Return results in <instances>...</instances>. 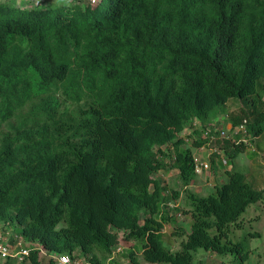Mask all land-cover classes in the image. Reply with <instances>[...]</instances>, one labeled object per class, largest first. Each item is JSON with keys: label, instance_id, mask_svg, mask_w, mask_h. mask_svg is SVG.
<instances>
[{"label": "trees", "instance_id": "trees-1", "mask_svg": "<svg viewBox=\"0 0 264 264\" xmlns=\"http://www.w3.org/2000/svg\"><path fill=\"white\" fill-rule=\"evenodd\" d=\"M233 98L225 124L262 135L264 0H0V224L30 243L32 264H107L120 231L149 264H207L201 250L245 264L251 248L232 228L264 188L235 166L189 188L206 139L183 146L194 119L200 136ZM245 145L226 141L229 158ZM169 146L192 217L176 250L164 228L177 207L155 177Z\"/></svg>", "mask_w": 264, "mask_h": 264}, {"label": "rangeland", "instance_id": "rangeland-1", "mask_svg": "<svg viewBox=\"0 0 264 264\" xmlns=\"http://www.w3.org/2000/svg\"><path fill=\"white\" fill-rule=\"evenodd\" d=\"M76 0H48L52 4H72ZM82 2H87L88 0H81ZM13 3H17L16 1ZM20 7L24 8H32L27 3H20ZM235 98L228 101L225 105L224 109L220 112L217 117L219 126H223L227 121L229 116V112L237 108V102L234 100ZM183 134L186 135L188 140L186 139L183 146L188 147L192 146V141L197 133H191V127H187L186 130L183 131ZM245 149L237 154L234 159L229 158L230 165L232 162L237 163L236 168L244 171L247 175L248 180L258 188V185L253 180V175L260 174V178L264 184V133L261 137L250 138L249 141L245 145ZM194 153L196 155L199 154V150H197L194 146ZM255 148V149H254ZM167 149V167L166 169L160 170L155 174V177L161 178L165 183L171 188L169 191L170 196L172 197L171 201H175L176 205H178V209L174 210V214H171V219L166 223L164 228L165 234V244L169 246L172 250H176L179 248L181 241L184 237L179 234L173 233L178 228H183L187 231L191 228L192 217L189 213H186L184 210L187 209V205L185 203V195H186V186L182 182L179 177V169L176 168L174 164L175 156L173 146H169L165 148ZM230 168V167H229ZM223 177H218L220 180L226 179V175L224 170H221ZM221 174V175H222ZM225 175V176H224ZM208 175L203 176L202 180H200L199 184L203 186V183L206 182V178ZM210 178V177H209ZM214 179V177H212ZM217 180V178L215 179ZM207 187V185H206ZM203 186L202 188H206ZM172 188H175L179 191V197L176 198L173 196ZM191 189L197 190V185H190ZM264 188V186H263ZM206 191H212V188L206 189ZM144 215H142L143 218ZM238 226L232 228L233 234L232 237L234 240L244 239L249 244L251 248V253L249 259L245 262V264H264V198L261 201L250 204L244 213L241 215ZM0 226H2L0 224ZM120 242L119 244L123 247L124 252L122 254H118L116 260L114 261L118 264H134L130 258L127 256L129 254V250H134L136 252V256L140 262V264H149L143 260L142 252L140 249V244L135 239H127L126 233L120 231ZM126 254V255H125ZM232 255H224L219 256L216 253L201 250V252L195 253V259H202L207 264H233L229 261V258ZM81 259V264L88 262V259H85L84 256L81 255L79 257ZM4 263L6 260L1 259Z\"/></svg>", "mask_w": 264, "mask_h": 264}, {"label": "built area", "instance_id": "built-area-1", "mask_svg": "<svg viewBox=\"0 0 264 264\" xmlns=\"http://www.w3.org/2000/svg\"><path fill=\"white\" fill-rule=\"evenodd\" d=\"M17 2L14 4L20 5V3H27L30 7L41 6L46 0H2ZM95 1V0H92ZM191 127V133H195V130L199 127V120L194 119ZM240 136V137H238ZM206 139V143L200 147H196L199 150L200 155L194 153L195 172L197 174L196 179L191 185H197V188L206 187L213 184L216 179V174L221 170H226L230 167L229 156L225 147V142L230 141L236 144L248 143L249 133L247 129V120H244L238 125H233L231 122H227L224 126H219L213 123L212 126L202 131L201 135L195 134L193 141L198 138ZM189 139V138H188ZM192 141V142H193ZM208 175L206 182L203 186L199 184L203 176ZM210 177V178H209ZM214 177V179H212ZM201 183V182H200ZM178 207L175 201H169L166 204V208ZM37 246L36 248H38ZM35 249V248H34ZM32 247L25 238L15 230L11 228H4L0 226V258L3 260H10L11 264H32L30 256ZM124 252L123 247L118 243L115 247L112 255L108 259L107 264H112L118 254ZM41 253L46 252L41 249ZM55 258L56 264H81L79 257H73L70 254H52ZM84 264H91L86 262Z\"/></svg>", "mask_w": 264, "mask_h": 264}, {"label": "crops", "instance_id": "crops-1", "mask_svg": "<svg viewBox=\"0 0 264 264\" xmlns=\"http://www.w3.org/2000/svg\"><path fill=\"white\" fill-rule=\"evenodd\" d=\"M262 135H260V136H258V138L259 137H261ZM255 149V148H254ZM233 166H237V163H234V161L232 162V165H230V167L232 168ZM222 174V172L220 171L218 174H216V178L218 179V177H223V174ZM260 174H258V175H253L252 177H253V180H254V182L258 185V188H263V186H264V184H263V182H262V180H261V178H260ZM219 178V179H220ZM224 178V177H223Z\"/></svg>", "mask_w": 264, "mask_h": 264}, {"label": "clouds", "instance_id": "clouds-1", "mask_svg": "<svg viewBox=\"0 0 264 264\" xmlns=\"http://www.w3.org/2000/svg\"><path fill=\"white\" fill-rule=\"evenodd\" d=\"M1 1H2V0H1ZM45 2H46V1H45ZM45 2H44V3H45ZM44 3H43V4H44ZM43 4H42V5H43ZM38 7H41V6H38ZM27 8H28V7H27Z\"/></svg>", "mask_w": 264, "mask_h": 264}]
</instances>
